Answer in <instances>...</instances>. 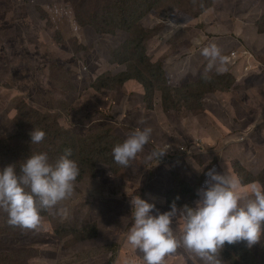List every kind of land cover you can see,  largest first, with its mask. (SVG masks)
<instances>
[{
	"label": "rangeland",
	"instance_id": "rangeland-1",
	"mask_svg": "<svg viewBox=\"0 0 264 264\" xmlns=\"http://www.w3.org/2000/svg\"><path fill=\"white\" fill-rule=\"evenodd\" d=\"M210 43L238 56L205 80ZM35 127L46 137L31 145ZM137 128L152 130L143 151L112 164ZM73 142L95 170L79 165L74 195L38 230L0 212V264H144L126 239L131 197L158 214L194 206L210 169L242 187L264 179V0H0V168L36 150L55 161ZM232 245L222 264H264V233ZM166 264L203 262L180 248Z\"/></svg>",
	"mask_w": 264,
	"mask_h": 264
},
{
	"label": "clouds",
	"instance_id": "clouds-1",
	"mask_svg": "<svg viewBox=\"0 0 264 264\" xmlns=\"http://www.w3.org/2000/svg\"><path fill=\"white\" fill-rule=\"evenodd\" d=\"M201 55L208 61L205 80L210 79L212 70L217 74L227 71L228 58L215 43L203 47ZM151 131L137 128L114 145V162L129 167L149 142ZM45 135L35 127L30 132L31 145L40 144ZM164 154L158 151L153 156L159 159ZM71 156V148L54 162L45 152L31 153L20 164L19 172L16 164L0 168V212L7 214L10 226L38 230L43 223L42 211L57 214L62 202L74 195L80 168ZM206 176L204 185L197 189L194 206L177 207L174 201L170 211L153 214L155 204L139 195L131 197L133 224L126 239L143 254L144 264H166V257L180 248L203 264H222L220 253L226 244L244 242L252 248L259 243L264 233V184L253 182L242 187L230 170L210 169ZM59 214H66V209L59 208ZM174 217L179 218L178 234L172 227Z\"/></svg>",
	"mask_w": 264,
	"mask_h": 264
},
{
	"label": "trees",
	"instance_id": "trees-1",
	"mask_svg": "<svg viewBox=\"0 0 264 264\" xmlns=\"http://www.w3.org/2000/svg\"><path fill=\"white\" fill-rule=\"evenodd\" d=\"M160 68H161V65H160ZM164 74H165V73H164ZM135 76L137 77V75H135ZM129 78H131V76H127V77L123 78L122 81H125V80H127V79H129ZM184 86H185V87H186V86L188 87V86H190V85L185 84ZM20 129H21V130H25L26 128L23 127V124H21V125H20ZM42 130L45 132V129H42ZM106 135H109V134H106ZM45 137H46V135H45ZM15 139L22 140V139H23V135H22V137L20 136V137L15 138ZM62 148H65V149H67V148H71V149H72V156H71L70 158L73 159V157H74L75 154H76V149L78 148V146L73 142V143H70L69 145H67V144L63 145ZM104 148L107 150V146H105ZM64 151H65V150H64ZM64 151H61V150H60V152H61L62 154H64ZM37 152H42V151H41V150H36V153H37ZM15 153H17V152L15 151ZM28 157H29V156H28ZM28 157H27V158H28ZM49 161H50V159H49ZM50 162H54V161H50ZM110 162H111L112 164L115 163V162H114L113 155H112V159H111ZM79 165H80L81 167H91L93 170H95L96 161H92L91 158H89L88 160H86V161L83 162V163H80ZM16 166H17V164H16ZM116 167H117V166H116ZM118 168H119V167H118ZM17 171L19 172V168H17ZM83 171H84V169H81V170H80V174H79L78 178H80L81 173H82ZM78 178H77V179H78ZM258 181L261 182L262 184H264V179H260V177H258ZM188 189L193 190V188H192L191 186L188 185L187 188H186V191H185V192H187ZM23 233L25 234V230L23 231ZM241 243L244 244V242H241ZM229 249H230V250L241 249V251L245 252V251L248 250V247L246 246V247H244V248H241L239 245H237V244L235 243V244H233Z\"/></svg>",
	"mask_w": 264,
	"mask_h": 264
},
{
	"label": "built area",
	"instance_id": "built-area-1",
	"mask_svg": "<svg viewBox=\"0 0 264 264\" xmlns=\"http://www.w3.org/2000/svg\"><path fill=\"white\" fill-rule=\"evenodd\" d=\"M233 55H234V54H233ZM233 55L229 56L228 61H232V60L230 59V57L234 59V58H237V56H238V54L235 55V56H233ZM245 67L247 68V66H245Z\"/></svg>",
	"mask_w": 264,
	"mask_h": 264
},
{
	"label": "crops",
	"instance_id": "crops-1",
	"mask_svg": "<svg viewBox=\"0 0 264 264\" xmlns=\"http://www.w3.org/2000/svg\"><path fill=\"white\" fill-rule=\"evenodd\" d=\"M148 200H150V198L148 199ZM159 209V208H158ZM168 209V208H167ZM169 210H171V209H169Z\"/></svg>",
	"mask_w": 264,
	"mask_h": 264
}]
</instances>
